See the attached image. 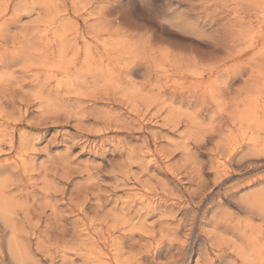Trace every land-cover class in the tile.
I'll return each mask as SVG.
<instances>
[{"label": "rangeland", "instance_id": "374dc122", "mask_svg": "<svg viewBox=\"0 0 264 264\" xmlns=\"http://www.w3.org/2000/svg\"><path fill=\"white\" fill-rule=\"evenodd\" d=\"M134 9L0 0V264H264V0Z\"/></svg>", "mask_w": 264, "mask_h": 264}, {"label": "snow or ice", "instance_id": "6c2138e0", "mask_svg": "<svg viewBox=\"0 0 264 264\" xmlns=\"http://www.w3.org/2000/svg\"><path fill=\"white\" fill-rule=\"evenodd\" d=\"M124 0H117L118 5L123 3ZM136 5V9L129 12V16L132 17L133 20H139L140 17L137 15V10H142V14L145 17V22L148 21L149 15L153 10V0H143V4L141 5L140 0H133ZM261 197L264 198V190L260 193Z\"/></svg>", "mask_w": 264, "mask_h": 264}]
</instances>
